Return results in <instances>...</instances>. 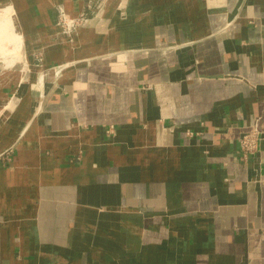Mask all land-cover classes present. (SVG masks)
I'll list each match as a JSON object with an SVG mask.
<instances>
[{
  "label": "crops",
  "instance_id": "crops-1",
  "mask_svg": "<svg viewBox=\"0 0 264 264\" xmlns=\"http://www.w3.org/2000/svg\"><path fill=\"white\" fill-rule=\"evenodd\" d=\"M0 16V264H264V0Z\"/></svg>",
  "mask_w": 264,
  "mask_h": 264
},
{
  "label": "built area",
  "instance_id": "built-area-1",
  "mask_svg": "<svg viewBox=\"0 0 264 264\" xmlns=\"http://www.w3.org/2000/svg\"><path fill=\"white\" fill-rule=\"evenodd\" d=\"M86 21L84 14L70 16L63 7L58 8L57 23L60 27V33L66 34L71 38L73 33ZM264 138L262 131L257 128L243 132L238 139V149L241 153V159L245 162L259 151L260 142Z\"/></svg>",
  "mask_w": 264,
  "mask_h": 264
},
{
  "label": "bare ground",
  "instance_id": "bare-ground-1",
  "mask_svg": "<svg viewBox=\"0 0 264 264\" xmlns=\"http://www.w3.org/2000/svg\"><path fill=\"white\" fill-rule=\"evenodd\" d=\"M5 16H6V15H5ZM5 18H6V17H1V16H0V30L2 29V21H3ZM15 41H16V42H19L20 40H18V39L15 38ZM11 45H12V44H11ZM70 63H71V62H69V63H65V64H62L60 68H64L65 66H68ZM41 69H42V68H41ZM29 70H30V69H29ZM58 72H59V71L57 70V72H55V75H57Z\"/></svg>",
  "mask_w": 264,
  "mask_h": 264
},
{
  "label": "rangeland",
  "instance_id": "rangeland-1",
  "mask_svg": "<svg viewBox=\"0 0 264 264\" xmlns=\"http://www.w3.org/2000/svg\"><path fill=\"white\" fill-rule=\"evenodd\" d=\"M61 35L66 36V34H61ZM61 35H60V36H61ZM20 57H21V56H20ZM37 57H38V58H37L38 60H37L36 62L38 63V62H40V61H39L40 56H37ZM67 63H69V62H67ZM64 64H65V63H64ZM40 70H42V69H40ZM57 70H58L57 68L53 69V74H54V75H55V72H57Z\"/></svg>",
  "mask_w": 264,
  "mask_h": 264
}]
</instances>
